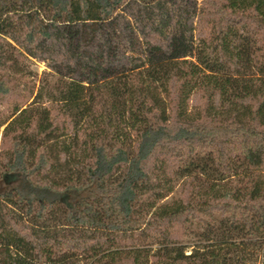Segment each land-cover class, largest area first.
<instances>
[{
    "label": "trees",
    "instance_id": "16d2710c",
    "mask_svg": "<svg viewBox=\"0 0 264 264\" xmlns=\"http://www.w3.org/2000/svg\"><path fill=\"white\" fill-rule=\"evenodd\" d=\"M29 57L69 121H0V264H264V0H0V107Z\"/></svg>",
    "mask_w": 264,
    "mask_h": 264
},
{
    "label": "rangeland",
    "instance_id": "374dc122",
    "mask_svg": "<svg viewBox=\"0 0 264 264\" xmlns=\"http://www.w3.org/2000/svg\"><path fill=\"white\" fill-rule=\"evenodd\" d=\"M23 64H24L23 65L24 73H23V77L21 78L22 86H23L22 97L20 99L19 98L16 99L17 101L14 102L15 104L11 103L9 105L0 107V121L5 119L10 114L14 105L16 104L22 105L26 103V106L24 107H32V109L38 108L41 110L43 108L51 109L52 118L57 119L59 126H61L64 123L68 125L67 122L69 121V119L60 113V111L58 110L57 104L52 101L50 97V93H49V92H52V89H54L52 85L57 80V75L55 74V72L52 71V69L49 67L47 62L41 61L34 57H29L28 59L24 60ZM32 85L35 86V94L37 95L39 94L40 97L38 99L32 98L29 100L28 90L30 86ZM205 104H206L205 98L201 96L197 98L193 97V99H190L185 104L186 112L189 115L194 116L204 109ZM4 128L5 126L0 128V151L2 149H5V151H7V147L5 148L1 147V141H2ZM82 129H83L82 135L80 138V141H81L80 150L84 152L85 144L83 142H85L87 138L86 137L87 131H85L87 130L86 124L83 125ZM6 140H8V138ZM0 185L3 186L4 184L0 183ZM175 185L176 186H174V189H175L174 192L176 193L178 189L176 181H175ZM177 195H179V192L177 193ZM175 196L176 195H174V197ZM177 232H182L183 234L182 240H184V242L188 244L196 243V241H193L191 237L189 238L188 235H184L185 233H183L182 230L178 229ZM188 246L189 247L186 250H187V253H190L193 251V247L190 245Z\"/></svg>",
    "mask_w": 264,
    "mask_h": 264
}]
</instances>
